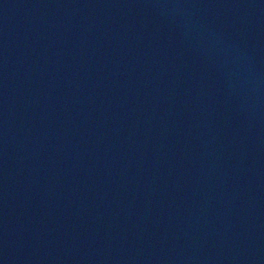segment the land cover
<instances>
[{
  "label": "water",
  "instance_id": "1",
  "mask_svg": "<svg viewBox=\"0 0 264 264\" xmlns=\"http://www.w3.org/2000/svg\"><path fill=\"white\" fill-rule=\"evenodd\" d=\"M0 264H264V0H0Z\"/></svg>",
  "mask_w": 264,
  "mask_h": 264
}]
</instances>
